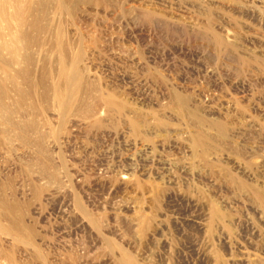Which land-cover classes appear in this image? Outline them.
<instances>
[{
    "label": "rangeland",
    "instance_id": "rangeland-1",
    "mask_svg": "<svg viewBox=\"0 0 264 264\" xmlns=\"http://www.w3.org/2000/svg\"><path fill=\"white\" fill-rule=\"evenodd\" d=\"M65 2L33 0L30 62L4 55L0 217L22 240L0 231V264H42L29 239L47 264H264V0ZM103 95L124 110L92 113Z\"/></svg>",
    "mask_w": 264,
    "mask_h": 264
},
{
    "label": "bare ground",
    "instance_id": "bare-ground-1",
    "mask_svg": "<svg viewBox=\"0 0 264 264\" xmlns=\"http://www.w3.org/2000/svg\"><path fill=\"white\" fill-rule=\"evenodd\" d=\"M33 0H27L26 5H19L17 0H0V73H4L8 76L6 80L15 81L17 76L15 74L10 73V64L7 63L4 55L7 54L10 57L8 59H12L13 62L17 61L20 56L23 58L25 63L30 62V55L26 54L24 57L22 51H28L32 48L38 40L30 38L23 30V26L27 23V13H30L32 10L31 4ZM59 1V11L62 13H71V9L69 5L65 2V0ZM31 27L33 30H39V18L36 17L31 23ZM35 36V35H34ZM39 39V38H38ZM38 44V43H37ZM60 50L66 56L67 50L65 47L60 46ZM84 58V53L80 52L73 63L69 64L67 60L64 58L61 59L60 71L58 73V77L60 81L56 85L57 92V103L60 107V115L62 120L64 121L67 117L68 112L72 108L74 97L81 89V79H82V69L80 67V62ZM10 62V61H9ZM0 80V97H5L9 95V90L7 87V81ZM62 83L65 89L63 90ZM23 98V95H21ZM180 97V96H179ZM21 98V99H22ZM177 99V97H176ZM180 99V98H178ZM177 99V101H178ZM181 103L180 101H178ZM21 104V100L18 102L17 107L19 108ZM103 106L107 109L123 111L124 105L119 104L113 95H103L98 99L96 105L92 108V113H96L100 111V108L103 110ZM103 112V111H102ZM7 120L12 128L19 130L18 138L24 144H31L30 138L28 136V132L32 129H35V125L31 121H22L24 124L23 128H20L15 121H13V116L16 114L14 109L6 110ZM133 130L138 133L139 126L135 121L130 122ZM0 137L4 138L5 133L1 132ZM43 137H41V140ZM198 139V138H197ZM1 140V139H0ZM42 142V141H41ZM197 144H200V140L198 139ZM46 149L41 148L39 151V158L44 160L46 156ZM15 228H18L16 225ZM0 231L3 234L9 235L13 237L15 240H22L21 234L15 229L8 228L3 224L2 219L0 217ZM26 244L34 248V257L33 261L42 260V264H47L48 261L42 255L37 244L31 239L27 240ZM0 257H8L9 259H13V255L11 253H3Z\"/></svg>",
    "mask_w": 264,
    "mask_h": 264
}]
</instances>
